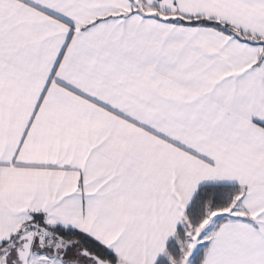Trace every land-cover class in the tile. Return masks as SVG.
<instances>
[{
  "label": "snow or ice",
  "instance_id": "1",
  "mask_svg": "<svg viewBox=\"0 0 264 264\" xmlns=\"http://www.w3.org/2000/svg\"><path fill=\"white\" fill-rule=\"evenodd\" d=\"M0 264H264V0H0Z\"/></svg>",
  "mask_w": 264,
  "mask_h": 264
}]
</instances>
